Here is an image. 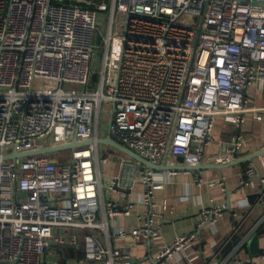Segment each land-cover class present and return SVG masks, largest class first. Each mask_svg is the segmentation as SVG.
Wrapping results in <instances>:
<instances>
[{
    "label": "built area",
    "instance_id": "1",
    "mask_svg": "<svg viewBox=\"0 0 264 264\" xmlns=\"http://www.w3.org/2000/svg\"><path fill=\"white\" fill-rule=\"evenodd\" d=\"M252 87L264 89V0H0V264H58L48 248L76 244L69 229L85 231L77 264H133L130 252L101 241L108 220L118 239L148 247L161 239V175L141 162L121 154L120 171L103 173L110 157L97 144L69 157L5 156L96 141L103 121L108 135L154 164L168 157L198 165L215 128H240L248 112L263 119ZM245 142L233 136L211 159L230 162ZM103 177L121 196L139 179L149 212L131 230L119 222L133 203L104 200ZM249 184L260 185L264 201L254 164L244 171L242 186ZM223 209H204L200 228ZM194 236L163 245L154 264H170Z\"/></svg>",
    "mask_w": 264,
    "mask_h": 264
},
{
    "label": "crops",
    "instance_id": "2",
    "mask_svg": "<svg viewBox=\"0 0 264 264\" xmlns=\"http://www.w3.org/2000/svg\"><path fill=\"white\" fill-rule=\"evenodd\" d=\"M249 98L252 106L264 108V89L250 88ZM261 113L263 119L258 121L255 119L257 113L248 112L240 128H234L228 123L222 128H215L200 164L214 162L211 157L224 152L230 139L237 135H243L246 142L236 158L262 149L264 109ZM218 121L223 122L222 118H218ZM170 159L171 164H181L180 160ZM250 164H254L259 174L264 176V154L250 162L222 169L183 170L173 174L169 173L170 170H156L161 176L154 181L160 185L154 190V196L161 206L158 208L161 214L154 217V225L160 230L161 239L150 247L144 243L118 239L115 237L114 226L117 222L112 224V220H108V233L99 232L101 241L106 246L130 252L133 264H154L159 248L180 234H192L195 235L193 245L186 251H179L170 264H233L235 260L264 264L261 256L264 251V201L259 200L260 185L242 186L244 171ZM109 167L114 172L121 169L120 164H111ZM136 182L134 189L125 196L109 191L106 184H103L102 190L104 200H112L123 206L133 203L131 215L119 222L128 231L138 225V217L148 211L147 206L139 203L142 186L139 179ZM163 206L166 208L163 209ZM215 206H224V209L214 224L200 228L202 211ZM99 219L103 221L101 210ZM68 232L71 236H77L76 244H52L47 253L49 261L58 258V264H77V260L83 257L85 231L69 229ZM252 236L257 240L258 249L255 252L250 251L248 244Z\"/></svg>",
    "mask_w": 264,
    "mask_h": 264
},
{
    "label": "water",
    "instance_id": "3",
    "mask_svg": "<svg viewBox=\"0 0 264 264\" xmlns=\"http://www.w3.org/2000/svg\"><path fill=\"white\" fill-rule=\"evenodd\" d=\"M104 145L111 147L115 151H118L136 161L141 162L144 166L151 168L153 170L157 171H163V170H173V171H194V170H203L206 168H217V169H222L227 166L233 165V164H239L243 162H250L253 158L260 156L264 154V148L257 150L255 152L249 153L245 156L235 158L234 160L227 162V163H217V162H211L209 164H198V165H185V164H171L168 162V157L161 163V164H154L148 159L142 157L135 151L131 150L127 146H125L123 143L120 141L114 139L110 135H107L105 137L98 138L96 141L95 140H87V141H72L68 144L64 145H58V146H51V147H42L38 150H33V151H28L26 153L22 154H17V153H12L7 156H5L6 159L10 158H15L18 156H26V155H37V154H42V153H52L55 154L58 151L62 150H72L84 146H90V145ZM230 205V204H229ZM229 205L227 208H229ZM249 249L251 252H255L258 249L257 246V240L255 237H250L249 238Z\"/></svg>",
    "mask_w": 264,
    "mask_h": 264
},
{
    "label": "rangeland",
    "instance_id": "4",
    "mask_svg": "<svg viewBox=\"0 0 264 264\" xmlns=\"http://www.w3.org/2000/svg\"><path fill=\"white\" fill-rule=\"evenodd\" d=\"M100 56H101V53H100ZM66 89H70V88H77V86L75 85H72V84H65L64 85ZM99 135L102 136V137H105L108 135V128H107V124L103 121H101L100 123V127H99ZM105 148V152H103ZM99 151L102 153H106L109 157H110V162L109 165L111 164H116V166H118L120 164V161L118 158H116L115 156H118V155H121L122 153L118 152V151H115L114 149H112L111 147H108V146H104V145H100L99 146ZM71 152L72 150H68V151H64L63 152V157H69L71 155ZM107 168L109 169V166H102V172H106ZM103 182H104V185L106 184V180L105 178L103 177Z\"/></svg>",
    "mask_w": 264,
    "mask_h": 264
}]
</instances>
